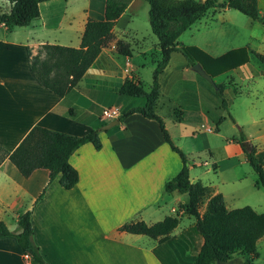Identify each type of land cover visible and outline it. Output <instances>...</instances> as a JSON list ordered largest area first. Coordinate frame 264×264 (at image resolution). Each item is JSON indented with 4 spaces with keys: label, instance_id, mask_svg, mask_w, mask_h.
I'll list each match as a JSON object with an SVG mask.
<instances>
[{
    "label": "crops",
    "instance_id": "crops-1",
    "mask_svg": "<svg viewBox=\"0 0 264 264\" xmlns=\"http://www.w3.org/2000/svg\"><path fill=\"white\" fill-rule=\"evenodd\" d=\"M139 1L130 2L112 29L116 39L130 45L131 54L118 53L115 43L103 48L63 97L37 80L28 49L79 47L88 18L104 19L105 0H47L28 25L7 29L0 23V149L11 153L37 125L71 135L99 129L102 144L99 150L84 144L71 155L79 178L70 189L59 184V176L49 182L46 169L24 177L8 158L0 164V220L14 230L18 216L32 210L33 242L45 263L193 264L202 247L195 219L179 207L187 194L164 191L182 162L163 139L158 122L133 113L115 126L97 128L112 120L102 117L112 99H123L120 114L138 106L133 99L138 97L125 99L119 92L125 79L139 81L146 90L151 85L160 49L152 31L143 32L133 23L129 9ZM257 5L264 15V0ZM235 11L209 10L194 22L177 39L178 49L158 78L155 111L185 154L190 181L209 189L200 213L215 194L223 196L228 210L249 206L264 213V183L239 142L243 133L264 170V62L255 56H264V25ZM186 46L211 58L244 49L228 62L245 60L210 81L188 64L181 51ZM169 216H177L178 224L163 241L120 229L138 221L153 225ZM255 253L251 264H264V235ZM0 264L38 263L24 256L14 237L6 236L0 237Z\"/></svg>",
    "mask_w": 264,
    "mask_h": 264
},
{
    "label": "trees",
    "instance_id": "trees-1",
    "mask_svg": "<svg viewBox=\"0 0 264 264\" xmlns=\"http://www.w3.org/2000/svg\"><path fill=\"white\" fill-rule=\"evenodd\" d=\"M10 3L8 12L0 14V23L7 29L15 26L28 25L33 18L39 16V4L47 0H6ZM132 0H105V17L103 20L88 18L81 37L79 47L57 44H44L36 53L28 49L31 70L37 80L46 88L60 97L72 90L83 77L87 69L95 61L103 48L116 44L117 51L123 55L131 54L130 45L123 39H116L113 33L115 21L126 10ZM148 5V20L152 33L158 39L159 58L152 72L149 90L133 78L125 79L120 87V94L145 99L142 106L132 107L122 112L117 119L122 122L133 113L156 120L161 129L163 139L175 151L182 162L178 173L167 180L164 191L187 194V201L179 207L184 214L193 217L197 228L203 237V244L193 264H251L256 255V243L264 235V213H256L251 207L244 206L228 210L221 194L211 196L203 213L200 207L209 194L208 187L200 182L192 183L189 179V169L185 154L174 145L165 129L162 118L155 111L159 96V74L169 62L171 53L178 49L177 39L194 22L199 20L209 10L231 8L238 10L253 20L264 25V15L259 12L257 0H145ZM189 65L199 62L207 73L213 77L245 60H228L239 52L229 51L223 56L211 58L192 46L181 48ZM43 54V55H41ZM255 56L264 62V56ZM217 93L221 105L226 108L222 88L217 85ZM245 136L240 134L239 142L246 157L258 173L260 182L264 183V170L254 156V148L245 142ZM90 143L96 150L102 146L99 129L89 131L84 135H71L51 130L42 126H34L24 136L11 153L0 149V164L8 158L24 176L28 177L36 169H46L49 182L59 176V184L72 188L78 181V172L70 164L71 155L82 145ZM44 190L37 199H41ZM32 210L21 213L14 230H10L0 220V237L12 236L19 248L29 254L38 264L46 261L39 247L33 242ZM178 217L169 216L153 225L143 221L125 223L120 229L129 233L145 234L163 241L177 226ZM251 258H248L250 257ZM242 258H245L241 261Z\"/></svg>",
    "mask_w": 264,
    "mask_h": 264
},
{
    "label": "rangeland",
    "instance_id": "rangeland-1",
    "mask_svg": "<svg viewBox=\"0 0 264 264\" xmlns=\"http://www.w3.org/2000/svg\"><path fill=\"white\" fill-rule=\"evenodd\" d=\"M9 9H10V3L6 0H0V14L8 12ZM148 9H149L148 3L145 0L144 1L141 0L137 4L135 3L129 9V13L131 15L133 14V18H134L133 23L135 24V26H137L143 32H145V30H147L149 33H151V28H150V24H149V20H148ZM234 13H237L238 15H241L242 17H244V14L240 13L239 11H235ZM153 37H156V36H153ZM41 55H43V54H41ZM144 73H145V75H147L149 73V66L144 67ZM123 97L125 99L128 98V96H123ZM133 99H135L136 101H139V103L137 104L138 106H139V104L143 103L142 98H133ZM136 101H135V103H136ZM105 105L107 107H110V108H117L118 110H121L122 108H124L125 103L123 102L122 98L116 97L115 99H112L110 104L105 103ZM102 126L103 125L99 124L97 128H101ZM242 204H244V203H242Z\"/></svg>",
    "mask_w": 264,
    "mask_h": 264
},
{
    "label": "water",
    "instance_id": "water-1",
    "mask_svg": "<svg viewBox=\"0 0 264 264\" xmlns=\"http://www.w3.org/2000/svg\"><path fill=\"white\" fill-rule=\"evenodd\" d=\"M192 69L194 71H196L197 73H199L200 75H202L203 77L207 78L208 80L212 81L211 76L202 68V66L200 65V63L196 62L195 64L192 65ZM119 119L114 118L111 121H109L107 124L103 125L101 128L106 129L112 126H115L117 124H119ZM44 264H48V263H44ZM219 264V263H217ZM230 264H237L236 262H231Z\"/></svg>",
    "mask_w": 264,
    "mask_h": 264
},
{
    "label": "built area",
    "instance_id": "built-area-1",
    "mask_svg": "<svg viewBox=\"0 0 264 264\" xmlns=\"http://www.w3.org/2000/svg\"><path fill=\"white\" fill-rule=\"evenodd\" d=\"M120 115V111L117 108H104L102 110V117L106 119H114L117 118ZM208 131H211L212 128H207ZM24 256L26 258L30 257L29 254L24 253Z\"/></svg>",
    "mask_w": 264,
    "mask_h": 264
}]
</instances>
